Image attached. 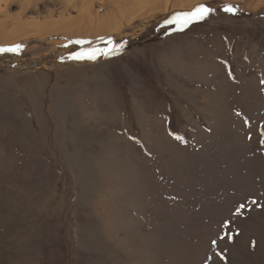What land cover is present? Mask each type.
Segmentation results:
<instances>
[{
    "label": "rangeland",
    "instance_id": "374dc122",
    "mask_svg": "<svg viewBox=\"0 0 264 264\" xmlns=\"http://www.w3.org/2000/svg\"><path fill=\"white\" fill-rule=\"evenodd\" d=\"M263 3L0 43V264H264Z\"/></svg>",
    "mask_w": 264,
    "mask_h": 264
},
{
    "label": "bare ground",
    "instance_id": "6f19581e",
    "mask_svg": "<svg viewBox=\"0 0 264 264\" xmlns=\"http://www.w3.org/2000/svg\"><path fill=\"white\" fill-rule=\"evenodd\" d=\"M201 1L203 0H52L49 1L50 5H57L56 9L47 6L44 15L37 12L36 17L27 19L25 15L34 7L33 1L22 0L20 9L12 15L7 12V4L4 8L0 6V43H13L33 35L46 37L52 34L69 38H110L135 19L150 15L165 18L177 11L190 10ZM222 1L234 3L238 0ZM1 2L7 0H0Z\"/></svg>",
    "mask_w": 264,
    "mask_h": 264
},
{
    "label": "snow or ice",
    "instance_id": "6c2138e0",
    "mask_svg": "<svg viewBox=\"0 0 264 264\" xmlns=\"http://www.w3.org/2000/svg\"><path fill=\"white\" fill-rule=\"evenodd\" d=\"M225 11H233L232 7H225L224 9ZM212 11V9L207 8L203 5L197 6L195 7L191 12L188 13H183L181 14L183 17H185V23H189L191 22L190 19L188 18H195V19H203L205 16L208 15V13ZM167 22H172V21H167ZM14 49L12 48H8V49H4V48H0V51H13ZM77 58H80L79 56ZM90 58H95V54H93Z\"/></svg>",
    "mask_w": 264,
    "mask_h": 264
},
{
    "label": "flooded vegetation",
    "instance_id": "af4514ba",
    "mask_svg": "<svg viewBox=\"0 0 264 264\" xmlns=\"http://www.w3.org/2000/svg\"><path fill=\"white\" fill-rule=\"evenodd\" d=\"M101 50H102V49H101ZM116 55H117V54L113 55V57L116 56Z\"/></svg>",
    "mask_w": 264,
    "mask_h": 264
}]
</instances>
